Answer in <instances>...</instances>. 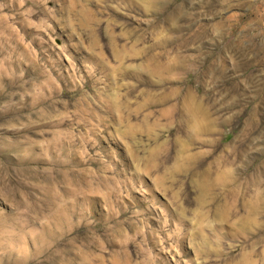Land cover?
<instances>
[{
	"label": "rangeland",
	"instance_id": "374dc122",
	"mask_svg": "<svg viewBox=\"0 0 264 264\" xmlns=\"http://www.w3.org/2000/svg\"><path fill=\"white\" fill-rule=\"evenodd\" d=\"M263 82L264 0H0V264H264ZM190 84L229 146L253 115L233 205Z\"/></svg>",
	"mask_w": 264,
	"mask_h": 264
},
{
	"label": "bare ground",
	"instance_id": "6f19581e",
	"mask_svg": "<svg viewBox=\"0 0 264 264\" xmlns=\"http://www.w3.org/2000/svg\"><path fill=\"white\" fill-rule=\"evenodd\" d=\"M196 31V30H195ZM206 33V32H205ZM192 35V34H191ZM190 36V35H189ZM203 36V35H202ZM194 37V36H193ZM193 37L192 40H193ZM189 38V39H191ZM196 39V37H195ZM184 40V39H183ZM187 42V40H185ZM184 41V42H185ZM191 41V40H190ZM196 41V40H195ZM185 42V43H186ZM183 43V42H182ZM196 45V44H195ZM230 46V45H229ZM181 47V46H180ZM182 48V47H181ZM226 50V49H225ZM240 50V49H239ZM150 52V51H149ZM244 52V51H243ZM242 53V52H241ZM243 55V54H242ZM259 55V54H258ZM171 56V55H170ZM246 56V55H245ZM178 57V56H177ZM233 57V56H232ZM244 57V56H243ZM173 58V57H172ZM168 59V58H166ZM176 59V58H175ZM244 59V58H243ZM207 60V59H206ZM245 60H243V63H244ZM149 62V61H148ZM159 62V61H158ZM172 62V61H171ZM170 62V63H171ZM176 62V61H175ZM175 62H173V65L175 64ZM164 64V63H163ZM180 64V63H178ZM162 64H159L158 66H161ZM176 65V64H175ZM174 65V66H175ZM204 65V64H203ZM206 65V64H205ZM149 66V65H148ZM147 67V66H146ZM155 67V66H154ZM169 67V65H168ZM149 68V67H148ZM158 67H156L157 69ZM162 68V67H161ZM163 68H166V71H167V66L166 67H163ZM170 68V67H169ZM182 68V67H180ZM191 68V67H190ZM245 68V67H244ZM249 69V68H248ZM159 70V69H158ZM158 70L156 72H158ZM161 70V69H160ZM202 70V69H201ZM254 70V69H252ZM164 71V70H163ZM162 71V72H163ZM184 71V70H183ZM189 71V70H188ZM191 71V70H190ZM250 71V70H249ZM149 72V71H148ZM160 72V71H159ZM158 72V73H159ZM178 72V71H177ZM176 72V73H177ZM226 72V70H225ZM235 72H239V70H236L235 69ZM153 73V72H152ZM164 73V72H163ZM232 73V72H231ZM231 73H228V74H231ZM252 71L250 72H242L243 75L241 74H237L234 78L235 81H233L231 87L228 89V91L226 93H228V95H231V96H236V97H239L242 93V85H241V81H240V78L242 76L244 77H247V79H249L250 77H252L251 74ZM152 75V74H150ZM159 76V74H157ZM162 75V74H161ZM160 75V76H161ZM168 75V74H167ZM165 74V76H167ZM176 75V74H175ZM223 75V71L219 70L218 67L216 68V66H214L212 63L208 64L204 69H203V72L201 73V76L200 78H202L203 80L206 79V82L208 81H213L215 78L217 79V77L219 76H222ZM235 75V74H234ZM155 76V75H154ZM164 76V74L162 75V77ZM164 76V77H165ZM170 76V75H168ZM229 76V75H228ZM163 77V78H164ZM227 77V76H226ZM249 77V78H248ZM156 78V77H155ZM161 78V77H159ZM168 78H171L168 77ZM172 78H177V77H173L172 75ZM220 78V77H219ZM224 78V77H223ZM233 78V77H232ZM162 80V79H161ZM221 80V79H220ZM224 80V79H223ZM232 80V79H231ZM205 81V80H204ZM218 81V80H217ZM226 81V80H225ZM163 82V81H162ZM216 82V81H215ZM230 83V82H229ZM264 83V82H263ZM226 85V83H224ZM244 84V83H243ZM203 85V84H202ZM191 87H189L187 89V104H185L187 106V108H185V111L186 112L184 114V116L186 115V120H187V124L189 126V129H190V132H191V135H190V138L193 140L192 136L195 137V139L197 140H200L201 143H208L210 144L212 147H213V154H218V159L220 160L221 163L224 164V167L225 170L222 172V171H219L217 172V175L223 180V182L227 185H231V188L229 189V192H230V198L229 200L232 199L231 202H233L231 205L234 204V201H236L241 193V189H244L246 191V189H251L253 186H255V181L253 180L252 181V178H248L247 177H241L240 175H238V172L236 171L237 168L235 166V162H237L236 160V157H237V153L239 151V148H242L243 149V146H245L244 144H246L247 142V139H248V135L250 133V131L256 127L253 128V126L255 125L253 123V115L252 113L250 112L249 116L244 120V119H241L239 116L242 115L240 114L237 118L239 123H242V131H241V134H240V140H238V142L240 141V144L239 145H233V146H229L228 144H225L223 143V140H224V137H216L214 136L215 133L217 132V129L215 126H218L216 125L217 123L215 122V120L212 118L213 116H211V114H209V110H208V106L206 107L205 103L206 101L203 100V96L205 97L204 95V91H200L198 89L197 86H192L190 84ZM204 86V85H203ZM170 88V87H169ZM192 88V89H191ZM186 89V88H185ZM225 89V88H224ZM261 92V91H260ZM186 94V93H185ZM211 94H213L211 92ZM208 95V94H207ZM217 95V94H216ZM151 96V95H150ZM186 96V97H187ZM207 97V96H206ZM223 97V96H222ZM211 98V97H210ZM213 98V97H212ZM235 98V97H234ZM152 99V98H151ZM181 99V98H180ZM183 99V98H182ZM181 99V100H182ZM186 99V98H185ZM221 99V98H220ZM225 99V98H224ZM263 99V98H262ZM180 100V102H181ZM233 100V99H232ZM239 100V98L237 99ZM156 102V101H155ZM183 102H185V100H183ZM182 102V103H183ZM205 102V103H204ZM211 102V101H210ZM235 102V101H234ZM186 103V102H185ZM210 104V103H209ZM236 104V102H235ZM161 105V104H160ZM237 105V104H236ZM240 105V104H238ZM185 106V107H186ZM182 109H183V106H181ZM246 107V106H244ZM254 108V106H253ZM182 109L180 108V111H182ZM187 109V110H186ZM212 109V108H210ZM252 109V108H251ZM256 110V109H255ZM169 111V110H168ZM176 111V110H175ZM179 111V110H178ZM211 112V111H210ZM214 112V111H213ZM244 112V111H243ZM247 112V111H246ZM182 113V112H181ZM212 113V112H211ZM237 113V112H235ZM215 114V112L213 113ZM239 114V112H238ZM175 115V114H174ZM183 115V113H182ZM167 116V115H166ZM236 116V115H235ZM243 116V115H242ZM217 117V116H216ZM219 119H221L220 117H218ZM234 118V117H232ZM218 119V120H219ZM236 119V118H235ZM217 120V119H216ZM233 120V119H231ZM230 120V121H231ZM259 120V119H258ZM226 123V122H224ZM257 123V121H256ZM235 124V123H234ZM257 125V124H256ZM223 126V125H222ZM240 126V125H239ZM241 127V126H240ZM220 128V126L218 127ZM222 129V128H221ZM220 130H218L219 132ZM223 132V131H221ZM223 134V133H222ZM218 135V134H216ZM218 135V136H220ZM264 135V134H263ZM237 144V143H235ZM186 145V144H185ZM242 146V147H240ZM182 148V147H181ZM185 148V147H184ZM183 148V149H184ZM185 150V149H184ZM168 158V157H167ZM176 167V166H175ZM218 167V166H217ZM220 168V167H218ZM246 172V171H245ZM247 173V172H246ZM243 175V174H242ZM242 178V179H241ZM220 180V179H219ZM175 181V180H173ZM178 185V184H177ZM229 187V186H228ZM95 188V187H94ZM200 189H201V192L202 194H205L207 195L208 194V191H209V186L205 183L201 184L200 186ZM254 189V188H252ZM104 196V195H103ZM95 198V197H94ZM105 198V197H104ZM112 198V197H111ZM202 198V197H201ZM228 200V199H227ZM228 203V202H227ZM230 204V203H229ZM235 206V205H234ZM94 212V211H93ZM112 230V229H111ZM169 237V236H168ZM126 242V241H125ZM128 254V253H127ZM129 259V258H128ZM127 261V260H126ZM160 261V260H159ZM151 262V261H150ZM123 263V262H122ZM153 263V262H152ZM149 264V263H148Z\"/></svg>",
	"mask_w": 264,
	"mask_h": 264
}]
</instances>
